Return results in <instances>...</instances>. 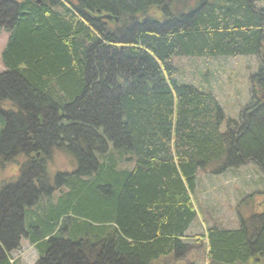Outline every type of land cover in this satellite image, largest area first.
Segmentation results:
<instances>
[{
    "label": "trees",
    "instance_id": "16d2710c",
    "mask_svg": "<svg viewBox=\"0 0 264 264\" xmlns=\"http://www.w3.org/2000/svg\"><path fill=\"white\" fill-rule=\"evenodd\" d=\"M258 2L0 0V161L26 158L0 184V264H22V238L33 264H264V211L185 240L198 171L264 175ZM246 55L259 66L238 119L173 64ZM60 151L74 168L50 179Z\"/></svg>",
    "mask_w": 264,
    "mask_h": 264
},
{
    "label": "rangeland",
    "instance_id": "374dc122",
    "mask_svg": "<svg viewBox=\"0 0 264 264\" xmlns=\"http://www.w3.org/2000/svg\"><path fill=\"white\" fill-rule=\"evenodd\" d=\"M258 5L264 7V0H260ZM7 38L8 31L0 28V72L5 69L1 62V52ZM173 64L176 66L178 79L211 91L225 117L230 119H238L242 109L251 100L250 77L259 66L255 55L177 57L173 59ZM224 128L222 124L221 130ZM25 161L24 156L0 161V184L16 181L21 173V164ZM73 168L71 157L61 151L54 152L46 161L50 179L56 172L70 171ZM196 179L194 197L199 214L193 226L186 231L185 240L188 242H194L196 235L205 232L206 226L211 223L236 228L240 224V218L264 211V175L252 164L230 168L218 175L210 174L208 170L198 171ZM58 193L59 191L53 192L55 195ZM13 256L21 260L22 264H33L37 252L26 238H22L20 248ZM187 257L195 259L196 251L192 250ZM199 260L200 257L196 261Z\"/></svg>",
    "mask_w": 264,
    "mask_h": 264
},
{
    "label": "crops",
    "instance_id": "0c3cea01",
    "mask_svg": "<svg viewBox=\"0 0 264 264\" xmlns=\"http://www.w3.org/2000/svg\"><path fill=\"white\" fill-rule=\"evenodd\" d=\"M193 224H194V221L191 223L190 227L193 226ZM190 227H189V228H190ZM189 228H188V229H189ZM187 231H188V230H187Z\"/></svg>",
    "mask_w": 264,
    "mask_h": 264
},
{
    "label": "water",
    "instance_id": "95a60500",
    "mask_svg": "<svg viewBox=\"0 0 264 264\" xmlns=\"http://www.w3.org/2000/svg\"><path fill=\"white\" fill-rule=\"evenodd\" d=\"M108 18V17H107Z\"/></svg>",
    "mask_w": 264,
    "mask_h": 264
}]
</instances>
